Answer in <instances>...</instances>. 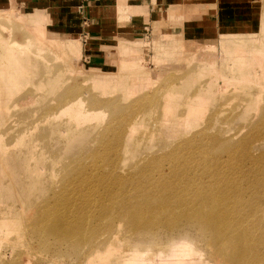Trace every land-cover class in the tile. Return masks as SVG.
I'll return each mask as SVG.
<instances>
[{
  "label": "rangeland",
  "instance_id": "obj_1",
  "mask_svg": "<svg viewBox=\"0 0 264 264\" xmlns=\"http://www.w3.org/2000/svg\"><path fill=\"white\" fill-rule=\"evenodd\" d=\"M225 1L86 39L72 14L64 34L0 0V264H166L155 247L174 237L190 251L168 264H216L209 232L138 233L118 215L172 192L175 208L209 195L263 261L264 0Z\"/></svg>",
  "mask_w": 264,
  "mask_h": 264
},
{
  "label": "bare ground",
  "instance_id": "obj_2",
  "mask_svg": "<svg viewBox=\"0 0 264 264\" xmlns=\"http://www.w3.org/2000/svg\"><path fill=\"white\" fill-rule=\"evenodd\" d=\"M20 25H22V24L20 23ZM32 27H34V26H32ZM35 27H40V26L35 25ZM28 31H29V29H28ZM40 32H39V35L42 33V32L41 33ZM0 43L2 45H8L3 41H0ZM79 100L80 99H78L75 102L70 103L66 107L65 110H68L69 108H71V110H69V111H71L74 114H78L80 112L79 108L75 107L73 105L76 103H79ZM79 105L80 104H76V106H79ZM87 117L88 116H86L85 118H87ZM200 117L201 116H199L198 118H200ZM85 120H87V119H85ZM131 132H132V130H131ZM262 175H264V174H262ZM238 190H239V193L243 192L240 188H238ZM170 198H174V200H171ZM201 198H203L204 201H202ZM175 199H177L175 192L169 193V195L168 194L165 195L163 193H159L157 195L149 194V195H146L145 197H143V201H145L143 206L138 205V206H136V208L129 211L128 214L122 213V214H118V215L120 217L125 216L126 223L128 225H132L134 227V228H132V230H134L138 233L147 234L152 230L160 232V230L168 229L171 231H168L167 233L170 232L173 234L177 233V234H183L184 235L186 233V231L188 232L190 227H193V226H196V228L199 231H201L202 234L209 232L210 236L208 237V240L211 244L209 246V248L211 249L209 256H211V259L213 258V261L215 260L218 264H264V259H263V261H260L257 258V253H256L257 249L248 248V247L246 248V247L239 246V245L236 246L237 241L243 240L245 232L243 234L234 232V230L229 226L231 223V220H229L228 222H226L224 220L225 216L222 213H218L217 204L213 201H209V195L207 197H205V196L199 195V193H198V196H196L195 199H197L199 204H195L194 202H192L191 204H195V205L191 206V204H190V205H188V207L178 205L177 208H175V204H174L175 201H179V200H175ZM205 199H208L207 203H206ZM170 201L171 202L174 201V202L171 203ZM149 214H150L151 218H145L142 220L141 215H149ZM162 216H164V219L160 220L159 218H161ZM44 228H46L49 232H53L56 229H58V230L62 231L61 235L70 236L69 233L66 232V230L60 229L58 226H56L52 223L46 224V226H44ZM91 231L94 232L93 230H91ZM183 235H181V236H183ZM176 237H178V236L176 235ZM186 237H187V233H186ZM260 237H261V241L259 242V246L262 247V246H264V234H263V232L260 233ZM217 239H220V240L223 239L224 240L223 245H228V248L225 250L227 253L229 252L228 254L226 253V255H228L227 259L222 257L219 248L223 245H220V247H218L217 246V242H218ZM80 240H81L80 242H77L78 244H80L82 242L83 244L89 243L91 245L95 241V239H93L92 235L87 236V238L82 237ZM182 240H183V237H182V239L177 238V240H175V237H174V240H173V238H172V240L170 238L169 242H167L165 244H159V246H157V247L154 246L158 250L157 253L162 255V256L159 255L160 256L159 258H161V260L163 259L162 260L163 263H166V264H168L170 262L178 263L176 258L181 257L182 255H185L184 254L185 252L190 251V247L186 243H184ZM192 242H190V243H192ZM192 246L193 245H191V247ZM146 250H145V252H147L149 249L147 251ZM89 251H86L87 252L86 254H88ZM96 251H98V249H94L93 251H91V253L87 256V258L83 257L84 258L83 260H85L86 262H90V263H91V260H93L95 258L97 260V258H99L100 256L98 255V252H96ZM195 252H193V253H195ZM138 253L141 254V252H138ZM196 254H197V252H196ZM83 256H84V254H83ZM133 258H134V260L131 258L132 260L127 262V264H139V261L137 262L135 260L136 257L134 256ZM172 258H174V260H176V261H172L171 260ZM146 261H148V260L146 259ZM155 262H156V260H155ZM81 263H82V261H81Z\"/></svg>",
  "mask_w": 264,
  "mask_h": 264
},
{
  "label": "crops",
  "instance_id": "obj_3",
  "mask_svg": "<svg viewBox=\"0 0 264 264\" xmlns=\"http://www.w3.org/2000/svg\"><path fill=\"white\" fill-rule=\"evenodd\" d=\"M18 1L27 8V11L28 9L40 11V14L43 15L44 18L47 16L48 20L52 22L55 27L61 28L63 24H65L66 29L63 28L65 30L64 32L60 29H56L64 34L69 31L67 26L70 21L69 15L72 14L76 21L78 20L85 25V27H82L85 35L84 37L86 39H94L98 38L96 35L99 28L100 35L104 36L107 28L113 25L114 20L127 17L125 20L127 23L131 25L137 24L136 28L139 31L141 28L145 30L148 29L147 25L149 23H155L156 21L157 23H161L159 21L172 19H176L177 21L179 20L177 17L183 16L182 14L186 12L199 15V12L205 9L206 1L208 0H86L83 9L82 7L78 9V4L81 2L80 0ZM210 1L214 2L217 0ZM224 2L227 1L224 0ZM215 7L218 9V6H213L212 8L214 9ZM61 19L64 20L62 25ZM59 20H61L60 23L58 22ZM140 22L143 24H139ZM95 33L96 35H94ZM86 46L89 50L97 48L93 43H87Z\"/></svg>",
  "mask_w": 264,
  "mask_h": 264
},
{
  "label": "built area",
  "instance_id": "obj_4",
  "mask_svg": "<svg viewBox=\"0 0 264 264\" xmlns=\"http://www.w3.org/2000/svg\"><path fill=\"white\" fill-rule=\"evenodd\" d=\"M86 0H82V2H85Z\"/></svg>",
  "mask_w": 264,
  "mask_h": 264
}]
</instances>
